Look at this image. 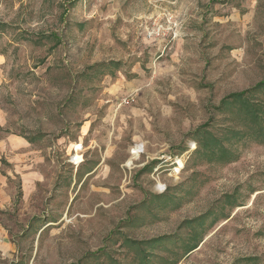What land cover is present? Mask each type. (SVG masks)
Instances as JSON below:
<instances>
[{"label": "rangeland", "instance_id": "1", "mask_svg": "<svg viewBox=\"0 0 264 264\" xmlns=\"http://www.w3.org/2000/svg\"><path fill=\"white\" fill-rule=\"evenodd\" d=\"M0 264H264V0H0Z\"/></svg>", "mask_w": 264, "mask_h": 264}, {"label": "built area", "instance_id": "2", "mask_svg": "<svg viewBox=\"0 0 264 264\" xmlns=\"http://www.w3.org/2000/svg\"><path fill=\"white\" fill-rule=\"evenodd\" d=\"M124 101H125L126 104L129 103L128 99H126ZM82 149H83V145H77L76 148L74 149V151H75V153H78V152L82 151ZM140 151L143 152V148ZM131 152L133 153V150ZM182 163L183 162L181 161V159H178V158H177V160H175L173 162V165H174L173 170H174V172H179L181 170L180 168H182V166H183ZM164 191H165V188H160L159 193H164Z\"/></svg>", "mask_w": 264, "mask_h": 264}, {"label": "crops", "instance_id": "3", "mask_svg": "<svg viewBox=\"0 0 264 264\" xmlns=\"http://www.w3.org/2000/svg\"><path fill=\"white\" fill-rule=\"evenodd\" d=\"M125 98H129V96H127V97H125ZM121 102H122V101H121ZM120 104H121V103H120ZM89 131H90V127H89V126L85 127L84 132H86V134H83V135H87V134L89 133ZM83 151H84V148L82 149V151H80V152H78V153H76V154H79V155L84 159ZM83 163H84V162H83ZM83 163H82V164H83Z\"/></svg>", "mask_w": 264, "mask_h": 264}, {"label": "bare ground", "instance_id": "4", "mask_svg": "<svg viewBox=\"0 0 264 264\" xmlns=\"http://www.w3.org/2000/svg\"><path fill=\"white\" fill-rule=\"evenodd\" d=\"M141 146H142V145H141ZM136 147H137V146H136ZM75 148H76V147H75ZM142 148H143V146H142ZM142 148H141V149H142ZM143 153H144V152H140V153H139V157H140V154H143Z\"/></svg>", "mask_w": 264, "mask_h": 264}, {"label": "trees", "instance_id": "5", "mask_svg": "<svg viewBox=\"0 0 264 264\" xmlns=\"http://www.w3.org/2000/svg\"><path fill=\"white\" fill-rule=\"evenodd\" d=\"M241 96H243V95H239L238 97H241Z\"/></svg>", "mask_w": 264, "mask_h": 264}]
</instances>
